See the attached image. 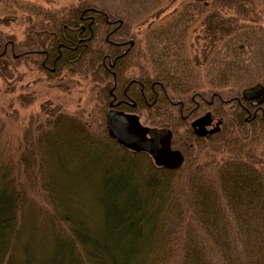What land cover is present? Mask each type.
<instances>
[{
  "label": "trees",
  "instance_id": "obj_1",
  "mask_svg": "<svg viewBox=\"0 0 264 264\" xmlns=\"http://www.w3.org/2000/svg\"><path fill=\"white\" fill-rule=\"evenodd\" d=\"M176 2L83 0L57 17L34 13L41 20L29 26L34 36L27 34L21 50L11 38H0V71L33 56L47 76L67 70L89 79L102 114L99 125L91 128L52 110L43 123L25 129L12 150L0 130V264H264V172L243 154L262 137L263 125L249 129L228 112L221 134L205 142L187 137L192 136L188 123L178 117L156 121L148 115L151 126L173 132V145L184 156L176 170L156 167L147 154L124 149L105 130L108 88L124 86L126 71L139 58L144 82L164 85L158 103L209 96V87L204 90L200 83L222 89L264 84L251 77L254 70L264 72V31L257 28L264 22V0H181L182 16L149 26L140 45L134 41L120 55L115 43L132 37L129 24L141 25L154 18L162 3ZM201 16L204 45L200 58L191 57L185 25ZM37 36L41 46H34ZM230 93L226 100L240 97V92ZM63 146L77 163L100 153L103 216L97 230L91 217L72 213L68 196L62 205L51 185L55 159L47 156L48 150ZM200 150L218 155L224 150L228 157L216 162L210 155L201 162L196 157ZM137 164H143L147 175L144 195L133 178L141 167ZM183 178L180 188L176 182ZM154 216L160 219L155 226L149 223ZM31 230L40 243L47 239L44 251L30 248Z\"/></svg>",
  "mask_w": 264,
  "mask_h": 264
},
{
  "label": "rangeland",
  "instance_id": "obj_2",
  "mask_svg": "<svg viewBox=\"0 0 264 264\" xmlns=\"http://www.w3.org/2000/svg\"><path fill=\"white\" fill-rule=\"evenodd\" d=\"M80 1L83 0H0V38H11L15 43V47L17 46V49L21 50L23 44L27 41V34L30 33L34 36V33L30 32L29 26L35 23L38 24L41 20V15L34 13H48L50 16L57 17L63 11L76 6ZM166 1L164 0V2ZM180 1L177 0L172 6H166L167 4L162 3L161 7L156 8L158 11L154 12V18L143 19L146 21L142 22L141 25L136 23V21H131L133 25L129 24L127 32L132 37L128 39L140 45L143 40L144 30L149 26L155 27L162 22H166L165 20L177 17V15L182 16L185 10L179 4ZM194 21L196 23L185 25L189 26L185 31V45L187 46V55L194 57L197 54L196 56L200 58V49L204 45L202 36L204 35V27L201 24L203 17L194 19ZM130 25L133 27L130 28ZM258 27L264 31V22H259L257 24ZM34 38L36 39L34 46L40 45L41 38L38 36ZM34 59L35 57L29 56L21 59L22 61L19 63L10 62L8 65H4L0 71L1 139L11 150L17 146L25 129L32 130L37 124L43 123L47 119V113L52 110L87 122L91 128L95 127V125L98 126V121L102 118V114L99 112V103L96 100L97 93L94 91L89 79L71 74L67 70H62L57 77L47 76L46 73L37 67ZM138 60L139 62H137ZM138 60H136L137 64L142 67V61H140L142 59L139 58ZM138 65L130 67L126 77L135 78L138 76ZM200 75L201 77L204 76L202 70ZM259 75H263V77L259 78ZM251 77L254 80L262 79L264 82V72L259 74V72L254 70ZM200 84V87L205 85L203 83ZM242 89H237L236 87L232 89V86H230V88L223 89L221 94L223 99L225 98L224 100H226V96H230L231 91L235 94ZM124 109L128 110L127 108ZM145 113L141 115L142 124L147 127H154L149 124V117ZM260 135L262 137L259 140L255 139L252 145L243 149V154L250 155L255 161L256 168L264 172V132ZM250 150L251 152H248ZM72 154L64 146L48 150L47 156L55 159L49 179L51 185L55 187V192L62 205L66 204L65 197L67 198L68 196L70 205L68 202L67 204L70 206L72 213L91 217L94 221L92 223L95 226L94 229L97 230L103 216L101 212L103 198L100 192V173L98 172L101 167V163L98 161L100 153L91 154L89 158L79 163L75 162V157ZM196 154H199L196 157L201 162H207V157L210 155H213L211 159L216 162L224 156L228 157L224 150L219 155L206 150H200ZM142 165L137 164V167H141L136 168L133 177L136 180L135 183L139 184L137 190L140 195H144L147 189L145 186L147 175ZM190 165L192 166V164ZM185 180L183 178L181 181L176 182V185L183 188ZM162 216L164 214L160 217ZM156 219L157 217H152L149 223L155 226ZM28 225H31V220ZM148 225L146 223V226ZM150 230L149 233L152 234ZM39 232L41 236L43 233ZM3 234L1 232V237H3ZM29 234L31 236L30 248L34 251H44L47 239L43 238L44 241L40 243L37 241L38 236L35 232L31 230ZM3 239L0 238L2 243ZM43 244L44 246L41 247ZM148 247L151 249L152 246L148 245Z\"/></svg>",
  "mask_w": 264,
  "mask_h": 264
},
{
  "label": "flooded vegetation",
  "instance_id": "obj_3",
  "mask_svg": "<svg viewBox=\"0 0 264 264\" xmlns=\"http://www.w3.org/2000/svg\"><path fill=\"white\" fill-rule=\"evenodd\" d=\"M133 45L134 41L128 39L115 43V46H117L115 48L122 51L120 55L123 56L130 51ZM73 50L75 51L76 48H73ZM120 55L116 58L120 57ZM129 70L126 71V73L129 72ZM126 73L124 78H129V80L124 84V86H119L118 88L113 86L108 88V101L106 103L107 112L109 110H114L124 114L135 115L141 124V115L144 114V112H146L145 114L147 116L150 115V117L156 121L163 119L162 116L168 117L169 121L175 120L178 117L182 122L188 123L192 136L188 135L187 137L203 138L205 142H208V140L214 137L216 138L221 134L228 112L231 113L233 120L240 119L242 124L249 129L251 127L254 129V127H257L258 125L264 126V102L261 105L253 106L251 103L241 99V92L243 90L255 85H261L264 87L263 83H256L242 89L239 97L242 101H240L237 97H233L230 100H224L221 94V91L223 90L221 86L217 87L204 85L202 86L204 90L209 87L208 90L211 93L209 96H196L191 99V102L172 100L164 104L157 102L160 90H165L164 85L159 82H152L149 84H147L148 82L145 83L141 68H139L138 76L135 78L126 77ZM149 95H151L155 101L151 102ZM242 102L246 105H243ZM137 104H139V106H137ZM124 108H127L128 110L126 111ZM151 108L154 109L153 112L149 114L148 110ZM206 114H209L210 125L205 127L206 134L203 137H200L195 134L192 123L204 117ZM164 129L170 131V147L172 150L178 151L182 155L183 164L184 156L182 152L173 145V132L168 128ZM210 131L213 132L210 133Z\"/></svg>",
  "mask_w": 264,
  "mask_h": 264
},
{
  "label": "water",
  "instance_id": "obj_4",
  "mask_svg": "<svg viewBox=\"0 0 264 264\" xmlns=\"http://www.w3.org/2000/svg\"><path fill=\"white\" fill-rule=\"evenodd\" d=\"M241 99L253 106L261 105L264 102V87L255 85L243 90ZM209 125V114L192 123L195 134L200 137L206 134L205 127ZM105 130L124 149L147 154L156 167L176 170L183 162L182 155L170 147V131L144 126L135 115L109 110L105 115Z\"/></svg>",
  "mask_w": 264,
  "mask_h": 264
}]
</instances>
